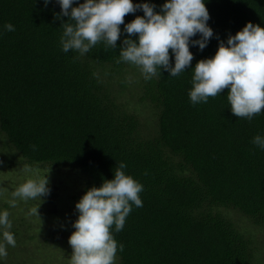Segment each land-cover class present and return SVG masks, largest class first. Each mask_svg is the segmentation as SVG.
I'll return each instance as SVG.
<instances>
[{
	"label": "trees",
	"instance_id": "trees-1",
	"mask_svg": "<svg viewBox=\"0 0 264 264\" xmlns=\"http://www.w3.org/2000/svg\"><path fill=\"white\" fill-rule=\"evenodd\" d=\"M148 2L159 11L165 0ZM206 7L214 36L203 51L190 46L191 67L249 21L264 27V0H207ZM60 12L55 0H0V164L77 176L82 182L67 200L53 183L43 198L65 204L72 233L77 201L125 163L144 186L143 206L133 205L123 230L113 232L124 245L117 264H264V150L251 142L264 136V111L236 117L227 88L193 105L190 68L176 77L162 69L146 81L135 65L117 63L126 33L115 49L100 42L83 56L64 53L68 17L57 19Z\"/></svg>",
	"mask_w": 264,
	"mask_h": 264
},
{
	"label": "clouds",
	"instance_id": "clouds-1",
	"mask_svg": "<svg viewBox=\"0 0 264 264\" xmlns=\"http://www.w3.org/2000/svg\"><path fill=\"white\" fill-rule=\"evenodd\" d=\"M52 0H44L45 6ZM61 8L56 18L68 17L74 23L62 24L60 46L64 53L70 50L80 56L88 53L98 43L115 49L122 34L117 63L135 65L148 81L162 73L176 77L190 68L193 71L188 92L193 105L207 103L209 97L221 95L228 89L227 100L231 112L238 118L251 120L264 111V27L249 21L235 35L229 34L226 42L219 40L214 56L199 60L191 67L194 58L190 46L200 51L214 36L209 26L210 13L207 0H165L157 5L144 0H55ZM78 6H73L77 4ZM142 11L131 22L125 16ZM123 27V33L121 30ZM3 29L11 32L15 27L5 23ZM199 34L198 39H193ZM136 36V39L131 37ZM171 49V53L170 50ZM170 58H174V66ZM264 150V136L257 134L251 141ZM126 164L121 162L113 179H104L101 186L93 185L75 204L77 219L69 236L72 248L70 264H115L117 251L123 252L113 232L123 230L132 206L142 207L140 193L144 186L126 174ZM28 170V169H25ZM4 189L0 187V193ZM49 180L28 179L13 192L22 200L41 199L50 194ZM15 199L9 201L15 206ZM38 211V210H37ZM114 225V228H113ZM12 223L7 210L0 211V262L7 257V247H15Z\"/></svg>",
	"mask_w": 264,
	"mask_h": 264
},
{
	"label": "rangeland",
	"instance_id": "rangeland-1",
	"mask_svg": "<svg viewBox=\"0 0 264 264\" xmlns=\"http://www.w3.org/2000/svg\"><path fill=\"white\" fill-rule=\"evenodd\" d=\"M29 167L31 166L26 167L20 162L13 166L0 164V187L4 189L0 193V211L9 212V220L12 223L9 231L12 229L16 231L15 239L25 240L24 244L17 243L15 247L6 246L8 255L0 264H70V258L68 261L65 258L72 254V248L68 243L72 233L64 217L68 218L70 214L65 204H57L56 201L54 206H50L43 198L22 200L18 197L14 198L12 192L28 179H41L47 176L49 184L53 183L56 186L59 184L61 195L67 200L68 195L76 191L82 181L77 176L70 177L66 169L57 172V170L40 168L35 170ZM12 199L16 201L14 207L9 204ZM29 227L31 228L28 229ZM41 230L42 236L43 234L50 236V243L44 242V237L39 235ZM31 236L33 239H30ZM57 236L60 241H57ZM68 251H70L69 255L65 253Z\"/></svg>",
	"mask_w": 264,
	"mask_h": 264
}]
</instances>
